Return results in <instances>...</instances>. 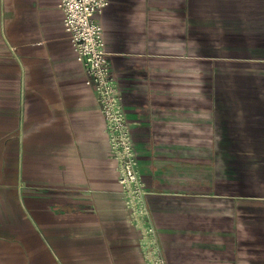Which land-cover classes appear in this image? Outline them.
<instances>
[{"label":"crops","instance_id":"1","mask_svg":"<svg viewBox=\"0 0 264 264\" xmlns=\"http://www.w3.org/2000/svg\"><path fill=\"white\" fill-rule=\"evenodd\" d=\"M101 24L166 263L264 264L206 85L264 66V0H109ZM115 167L57 1L0 0V264H143Z\"/></svg>","mask_w":264,"mask_h":264},{"label":"built area","instance_id":"2","mask_svg":"<svg viewBox=\"0 0 264 264\" xmlns=\"http://www.w3.org/2000/svg\"><path fill=\"white\" fill-rule=\"evenodd\" d=\"M62 26L72 51L93 83L96 101L104 120L109 153L114 160L117 183L124 196L130 223L140 231L143 264H167L147 204V189L132 144L131 130L122 96L111 71L101 17L109 0H56Z\"/></svg>","mask_w":264,"mask_h":264},{"label":"rangeland","instance_id":"3","mask_svg":"<svg viewBox=\"0 0 264 264\" xmlns=\"http://www.w3.org/2000/svg\"><path fill=\"white\" fill-rule=\"evenodd\" d=\"M216 71L206 85L222 136L221 192L264 197V66L221 65Z\"/></svg>","mask_w":264,"mask_h":264}]
</instances>
